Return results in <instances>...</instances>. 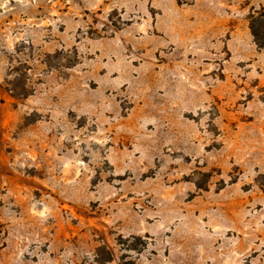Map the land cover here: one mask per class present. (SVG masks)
<instances>
[{
	"label": "rangeland",
	"instance_id": "1",
	"mask_svg": "<svg viewBox=\"0 0 264 264\" xmlns=\"http://www.w3.org/2000/svg\"><path fill=\"white\" fill-rule=\"evenodd\" d=\"M0 264H264V0H0Z\"/></svg>",
	"mask_w": 264,
	"mask_h": 264
},
{
	"label": "trees",
	"instance_id": "2",
	"mask_svg": "<svg viewBox=\"0 0 264 264\" xmlns=\"http://www.w3.org/2000/svg\"><path fill=\"white\" fill-rule=\"evenodd\" d=\"M262 17H263V15H262ZM255 21H256V18L252 17V31H253L254 35L257 37V34L255 32Z\"/></svg>",
	"mask_w": 264,
	"mask_h": 264
}]
</instances>
